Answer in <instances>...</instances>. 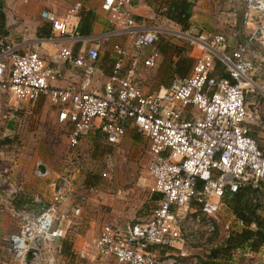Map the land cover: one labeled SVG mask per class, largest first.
Masks as SVG:
<instances>
[{
    "label": "built area",
    "instance_id": "obj_1",
    "mask_svg": "<svg viewBox=\"0 0 264 264\" xmlns=\"http://www.w3.org/2000/svg\"><path fill=\"white\" fill-rule=\"evenodd\" d=\"M92 1L107 14L108 33L95 38L81 36L82 5L75 3L60 17L49 11L39 14L50 26V35L41 44L58 49L49 59L36 52L20 53L19 47L9 44L0 48L4 108L10 111L16 104L46 99L54 109L56 123L66 128L70 149L77 148L89 134L117 153L128 129L135 130L147 144V190L157 197L155 207L127 226L103 225L93 243L84 244L72 255L90 263L113 260L116 264H184L177 257L185 256L182 250L186 246L206 250L208 255L218 236L226 240L242 227L233 215L232 222L220 218L222 209L227 210L222 200L226 194L248 187L264 200V156L249 135L254 117L246 105L247 95L258 90L252 76L260 64L245 57L252 43L264 51V0H244L246 10L259 15V21L245 40L232 48L223 34L206 33L192 24L185 31H174L165 22L141 25L134 15L133 0ZM163 36L188 41L203 53L189 75L176 76L167 87L146 94L137 84L136 73L139 66L145 70L156 66L159 53L155 45ZM119 37H127L128 44L119 45ZM107 40L114 41L112 68L97 87L90 75L100 43ZM76 44L81 50L75 55L69 46ZM146 50L150 52L144 55ZM216 63L226 77L215 73ZM61 65L84 70L82 82L57 85L63 78ZM71 166L74 170L52 179L50 200L37 214L10 211L19 219V230L5 239L10 258L2 264L57 263L55 257L62 255L59 238L64 219V215L58 216L59 208L77 195L72 213L78 216L88 193L95 191L77 180L80 164ZM113 171V157L107 155L99 176L110 181ZM158 245L177 250L178 256L160 259L147 250ZM29 251L31 261L27 262ZM190 264L197 262L193 259Z\"/></svg>",
    "mask_w": 264,
    "mask_h": 264
},
{
    "label": "crops",
    "instance_id": "obj_2",
    "mask_svg": "<svg viewBox=\"0 0 264 264\" xmlns=\"http://www.w3.org/2000/svg\"><path fill=\"white\" fill-rule=\"evenodd\" d=\"M75 3H80L82 5L78 26V32L81 36L95 38L106 34L111 30V26L108 23L107 14L101 10L99 3H96L92 0H10L5 8L6 12L9 13V16L15 17L19 26L15 29V27L12 28L8 25V23H6L5 32L7 35L2 40L6 42V44L13 43L11 44L12 46L19 47L20 53L36 52L42 59H49V57L57 53L58 49L49 43L41 44V40L44 39V37H42L44 31L41 29L43 27L49 28L50 26L40 18L39 14L41 11H49L54 13L57 17H60L64 15L66 11ZM133 3L135 6L134 15L141 25L152 26L157 25L160 22H165L168 24L167 26L170 29L174 31H181L179 26L167 21L162 16V13L165 10L166 0H133ZM87 15H90V21H87ZM194 20H199L198 23L206 22V20L201 16L191 12L189 24L196 26V24L192 23ZM250 24L251 23H249V21L246 22L244 19L242 21V25L240 24L237 27L234 26V31L232 34L234 35V38L232 40V45H229V48H232L237 43L243 42L245 40V37L250 31L245 32L243 26L244 28L246 26V29H249L251 26ZM85 28H88L89 30V34L87 36L80 33V31L85 30ZM222 34L225 36L224 33ZM15 38H17L18 42L16 44L13 42L16 41ZM113 43L114 41L112 40H107L100 43L98 60L93 66V71L90 75L92 85L94 86L100 87L105 78L111 72L113 60L111 45ZM156 46L157 44L155 45V49ZM69 47L75 55L81 50L78 44L70 45ZM149 52L150 51L148 50V54ZM159 57H162V60H159L160 62H157L155 66V68H157L158 64L160 63V66L158 67V73L156 74V77H153L149 86H146L145 84L141 85L139 83V80L143 77V70L145 69H143L141 66L138 67L140 70L136 73L137 84L143 93L147 94L155 92L160 87H164L165 83L167 82L164 75L165 69L168 70L169 67L172 68L176 58H172V62H170L168 65V60L166 61V58L163 55L159 54ZM245 57L247 60L253 63H259L260 70H264V52L256 43H252L247 46ZM61 70L63 78L57 83V85L75 86L82 82L85 73L84 70L72 69L65 65H61ZM256 72L253 74L252 80ZM253 82L258 90L264 92V78L259 81L261 86L257 80H253ZM4 102L5 96L0 95V105H2L3 108ZM20 106L23 107L25 105L16 104V109L10 111L16 112ZM130 138H132V136L130 134L128 135L126 132L120 143L121 147H131L130 145L133 142ZM2 144L3 143H1V145ZM7 164L8 165L5 169V175L2 176V182L5 183V190H3L2 193L4 196L1 194L0 197V264H2V262L7 263L10 258L6 248L5 239L10 234L16 233L19 230V219L10 215V211L13 210L30 215L37 214L40 209L46 206L49 202L52 193L51 181L57 177L56 173H54L53 169L51 168L50 163L43 162L42 160L35 161L34 159L29 160L18 157L11 159V162H7ZM38 165H41L45 168V173L43 175H39L37 173ZM77 176V180H82L88 185V181L85 180V178H83L80 174ZM152 198L156 199L157 197L153 196ZM76 200L77 195L75 198L68 200L58 210V216L60 217L64 215V219L62 220L60 226L62 229V235L59 238V242L62 246V255L60 257H55L57 262L56 264H116L113 260H109L106 263H90L86 260L79 259L72 254L76 251H79L82 246H84V244L93 243L99 237L103 225L111 224L116 226L118 225L120 227L127 226L140 221L145 215L144 211H142L141 216H135V214L131 216L129 211L120 212L121 215H114L119 213L111 209L109 199L104 198L103 194H101L95 198H89L87 202L82 203L83 206L81 208L80 214L78 216H74L72 209L77 202ZM229 214L231 215V213ZM222 245V240L216 239L213 243V246L209 247V250L215 249L216 247H222ZM151 248L152 253L158 258L159 256L162 258L171 254L178 256L179 253L177 250H174L170 253L166 251L163 252L164 249L157 247ZM262 250H264V245L259 249V251ZM182 252L185 254V256L177 257V259L184 264H190L193 259L196 260L197 264H200L201 262L204 264H210L206 259V250L197 249L192 246H186ZM258 252L253 254L247 250H241L238 254L232 253L228 264H244L246 261L255 259H259L264 262V255H260Z\"/></svg>",
    "mask_w": 264,
    "mask_h": 264
},
{
    "label": "rangeland",
    "instance_id": "obj_3",
    "mask_svg": "<svg viewBox=\"0 0 264 264\" xmlns=\"http://www.w3.org/2000/svg\"><path fill=\"white\" fill-rule=\"evenodd\" d=\"M9 1L0 0L2 13L6 17L5 26L8 23L10 27L16 29L19 26L18 21L15 17L9 16L5 9ZM190 5L192 13L206 20L204 23H198L199 20H194L192 23L196 24L199 30L206 33H224L228 45H232L233 42L234 26L242 25V21L245 19L246 22L251 23V26L249 29L243 26V29L245 32H249L259 21V15L250 14L246 10L244 0H204L200 3H190ZM15 40L13 41L14 44L18 43L17 38ZM2 42L6 43L0 40V44ZM128 42L127 37L117 39V43L121 46L128 44ZM166 43H172V45L180 47L183 56L191 58V66L203 53L195 44L164 36L161 38L159 45L156 46V50L161 51L164 45L167 46ZM143 54L147 55L148 50L144 51ZM169 56L176 58L177 55L175 52L166 53L165 57L168 58ZM159 60H162V57L157 58L156 64L160 62ZM170 62L172 61L168 60V65ZM159 66L160 63L157 68L143 70V77L139 80V83L149 86L153 77H156ZM139 70L140 68H138ZM254 77L253 80H257V82L262 80L264 70L257 69ZM259 85L261 86L260 82ZM246 105L249 113L254 117L249 132L256 135L254 141L257 147H264V94L260 90H254L253 93L247 95ZM127 134L132 136L130 138L133 142L130 145L131 147L123 148L120 145L117 153H112L113 150L106 147L101 138L89 134L83 136L77 148L70 149L67 144L66 128L56 123L54 109L46 99L42 98L35 103L20 106L16 112L7 111L0 105V197L3 190H5L2 176L5 175L7 162L10 163L13 158L20 157L49 162L57 176L65 171L74 170L71 164L77 162L80 164L78 173L88 181L87 185L81 180L84 187H92L95 190L88 193L89 198H95L103 194L104 198L109 199L111 209L119 213L114 215H121L120 212L123 211H129L131 216L134 214L135 216H141L142 211L147 215L157 202L147 190L150 185V181L146 176L148 164L147 145L135 130L128 129ZM1 142H3L2 145ZM107 155L113 157L114 171L110 181L103 180L99 176L103 169V160ZM220 216L223 221L231 220V215L227 210L222 209ZM258 254L264 255V250L259 251ZM244 264H264V262L255 259L246 261Z\"/></svg>",
    "mask_w": 264,
    "mask_h": 264
},
{
    "label": "trees",
    "instance_id": "obj_4",
    "mask_svg": "<svg viewBox=\"0 0 264 264\" xmlns=\"http://www.w3.org/2000/svg\"><path fill=\"white\" fill-rule=\"evenodd\" d=\"M162 14L167 21L179 26L181 31H185L189 26L191 18L190 2L188 0H166L165 10ZM89 17L90 15H87V21H90ZM41 30L44 31L42 37L48 38L50 35V27H43ZM80 33L87 36L89 34V30L88 28H85V30L80 31ZM6 35L5 16L4 13H2V4L0 3V40L5 38ZM160 41L161 39H159L157 45H159ZM5 44L6 43L2 42L0 44V48ZM166 44L167 46L164 45V47L161 48V51L157 50L158 53L165 57L166 53L175 52L177 56L172 68L169 67L168 70L165 69L164 75L167 82L164 87H167L176 76H187L192 67L190 65L192 62L191 58L184 57L181 53L182 49H180V47L174 46L172 43ZM165 58L168 60L172 59L171 56ZM215 73L220 77H226V73L218 63L215 64ZM249 135L253 138V140L256 137L255 134L250 132ZM257 148L264 156V147L258 146ZM222 200L227 211L242 224V227L239 230L233 231L228 239L224 240L223 238H220L223 242L222 247H216L215 249H210L208 251L206 259L210 264H228L233 251L247 250L248 252L254 254L257 253L260 247L264 245V200L260 194L257 191H252L248 187H244L239 189L234 194H226ZM151 247L164 249L163 252L166 251L171 253L174 251L166 245ZM151 247L147 249L150 253H152ZM159 258L161 259L160 256ZM200 264L204 263L201 262Z\"/></svg>",
    "mask_w": 264,
    "mask_h": 264
},
{
    "label": "water",
    "instance_id": "obj_5",
    "mask_svg": "<svg viewBox=\"0 0 264 264\" xmlns=\"http://www.w3.org/2000/svg\"><path fill=\"white\" fill-rule=\"evenodd\" d=\"M37 173L39 175H43L45 173V168L41 165L37 166ZM31 255H32V251H29L26 255V261L30 262L31 261Z\"/></svg>",
    "mask_w": 264,
    "mask_h": 264
}]
</instances>
